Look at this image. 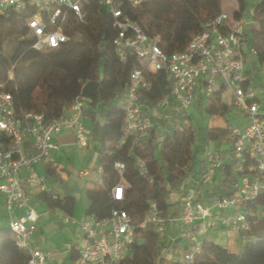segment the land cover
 <instances>
[{"label":"built area","instance_id":"1","mask_svg":"<svg viewBox=\"0 0 264 264\" xmlns=\"http://www.w3.org/2000/svg\"><path fill=\"white\" fill-rule=\"evenodd\" d=\"M84 1L0 0V14L7 9L23 13L33 38L31 46L44 50L69 40V22L85 19ZM143 1L99 0L112 18L115 29L112 44L118 58L123 60L129 53L143 65L130 72L129 82L121 93L122 136L113 145L132 138L129 142L132 147L133 142L147 136L153 126L152 118L144 112L139 99L140 93L151 86L145 72L164 70L169 80L167 97L153 107L156 119L174 118V113L163 112L170 104L176 106V112L183 110V114L188 115L190 104L205 100L217 90L227 91L233 105L247 118L243 127L228 126L230 149L205 151L206 170L201 181L193 180L192 185L183 188L180 216L183 228L179 240L185 249L184 259L190 261L201 250L204 235L217 224L238 233L242 244L249 238L250 223L244 206L255 203L258 196L264 194V101L258 94L264 92V87L254 83L245 64L249 55L257 70L264 74V60L258 61L257 49L250 42L251 20L244 21V15L239 19L229 18L224 12L203 21L202 29L191 36L183 50L165 52L159 45V35L147 34L122 7L124 4L136 7ZM90 105V98L79 94L67 108L68 112L56 118L40 111L17 110L12 93L0 82V206L3 209L0 225L4 217L15 246L26 255V264H49L52 259L50 251L33 243L38 212L30 203L29 188L46 190L45 177L38 174L34 166L44 159H52V152L59 146L56 139L64 132H72L79 147L88 146L82 115L84 108ZM184 125L190 126L188 118ZM223 160L232 162L235 174L227 193L205 201L197 199L198 191L211 182ZM136 163L142 173L146 171L141 158L137 157ZM113 167L121 177L124 163L115 161ZM22 168L27 169L25 176L20 175ZM100 171L101 167L97 166V172ZM88 173V168H81L77 175L82 179ZM110 194L115 200L123 199L121 180L110 188ZM253 214L257 218L264 217V208H255ZM147 221L155 224L159 234H165L166 222L158 216L154 203H151ZM144 224L143 221L138 227ZM80 226L82 236L74 264H119L134 242L137 228L128 212L120 208L112 209L102 219L85 216Z\"/></svg>","mask_w":264,"mask_h":264},{"label":"trees","instance_id":"2","mask_svg":"<svg viewBox=\"0 0 264 264\" xmlns=\"http://www.w3.org/2000/svg\"><path fill=\"white\" fill-rule=\"evenodd\" d=\"M221 0H144L136 7H122L130 19L136 21L149 35H159V45L165 52L183 50L191 36L202 29V22L221 12ZM233 18L239 19L248 9V0H236ZM83 22L70 21L67 25L69 40L58 47L37 50L24 22V14L7 9L0 14V82L12 93L19 109L43 112L47 117L61 116L79 94L90 98L91 105L83 110V119L91 122L90 135L98 145L97 164L101 167L96 183L82 187L84 215L95 219L107 217L114 208L124 209L137 225L134 242L119 264H264V217L257 218L255 208H264V194L253 204L244 206L250 223L249 236L238 252L230 251L215 240L204 239L201 250L188 261L185 249L155 230L147 221L151 203L166 223L178 216L172 210L170 194L183 190L188 179L201 181L206 170L202 156L209 142L229 136L228 127H206L198 137L191 126H170L160 129L163 119H155L149 134L113 145L120 140L123 110L120 96L129 82L133 69L143 65L135 55L127 54L121 60L115 53L112 39L115 29L107 8L99 0L83 2ZM249 35L257 49L258 61L264 60V0H254ZM13 37V40L10 38ZM257 68L255 67L254 70ZM151 86L140 93L144 112L167 97L169 80L164 70L145 72ZM251 76V74H249ZM222 90L206 96L204 111L207 114H224L226 105L221 102ZM199 104L201 99L198 100ZM172 103L173 100L170 99ZM173 104H170V106ZM184 122L190 115L175 114ZM141 158L146 171L141 172L136 158ZM115 161L124 163L122 176L113 167ZM57 165L44 166V176L53 183L63 185ZM219 184L209 196L227 193L235 174L232 162L219 170ZM121 180L124 184L122 200L111 197L110 188ZM201 193H198L200 199ZM39 202L48 210H60L73 215L76 198L72 190L64 188L61 195L53 196L50 190L38 192ZM181 199V198H180ZM182 213V212H181ZM145 222L144 226L138 224ZM178 239L175 243H178ZM183 246V245H182ZM173 249V257L164 255ZM177 249V250H176ZM26 264V255L14 244L7 224L0 225V262Z\"/></svg>","mask_w":264,"mask_h":264},{"label":"crops","instance_id":"3","mask_svg":"<svg viewBox=\"0 0 264 264\" xmlns=\"http://www.w3.org/2000/svg\"><path fill=\"white\" fill-rule=\"evenodd\" d=\"M254 67H255L254 61L252 60V58L249 55H247L245 68L247 71L250 72L251 75L253 73ZM145 107L146 106L143 105L144 109H145ZM165 110L167 112L175 113L176 112V106L171 105L170 107L163 109V112ZM67 112H68V109H66L64 111V113H67ZM146 113L148 116H150L152 118V120L154 122V120L156 118L154 117L155 112L153 111V107L150 108V110H148ZM176 114H179V112H176ZM84 120L85 119H83V122H84ZM84 125H85V122H84ZM85 127H86V130L88 132V135H87L88 146L85 149L79 147L76 144L75 137H74L72 132H64L59 138L56 139L59 146L56 150H54L52 152V159L51 160L44 159L41 162L37 163V164H40V166H41L40 171L38 172V170H36V169L35 170L37 171L38 174L43 175V176H44V173H43L44 166L47 164V162L54 164V165H57L56 171L59 174L60 182L63 185L53 183L49 178H46L44 176L45 177L46 190H50L51 193L55 196L61 195L64 188L72 190L73 194L75 195L76 185L72 184L69 181L70 180L69 179L70 174L62 162L66 158H68V155H70V153L73 154V151L75 150L76 147L81 149V151L92 152L94 158H96L95 169L97 172L98 145L95 142H93L91 139V135H90L91 122L89 124V127L86 125H85ZM214 148L219 149V147H217L216 145ZM206 150H209V148L205 147L204 152L202 153L203 157H204V153ZM27 153L30 154L31 152L28 151ZM227 162H228V160H223L222 165H224ZM36 165L34 166V168H36ZM81 168H86V167L80 166L78 168V170ZM220 168H218L215 171V174H214L211 182L207 186L200 188V190L198 191V193L202 194L200 197V200L205 201V200H208L209 198H211L208 193H209V191H211L214 187H216L219 184V179H220L219 170H220ZM78 170L76 171L75 176L79 180H84L85 177L89 174L88 173L84 178L80 179L77 175ZM26 174H27V169L22 168L20 175L25 176ZM98 174L99 173L97 172V177H98ZM193 180L194 179H188L185 182L184 187L192 185ZM85 186H88V185H85ZM29 191H30V203L38 212L37 229H36V232L33 236V243L36 246H38L39 248H41L42 250H47V251H50L52 253V259L50 260L49 264H74L73 260L77 256V246L79 245V242H80L81 236H82V230H81L80 222L85 217V215H84V202L82 200L77 201V199H76V204H75L73 215L66 216L60 210H48V209H46L39 202V200L37 198V194H38V192L43 191V190H40L37 187H30ZM182 191L183 190L174 191L170 194V200L172 202H174V205L172 206V210H178L180 213L178 214V216L171 218L170 221L168 223H166V230H165V234H164V237L171 241V246L177 245L179 248L182 247V240H179V235H180V232L182 231V228H183L182 223L180 221V216H181V212H182V200L180 198L182 195ZM198 193H197V198H198ZM75 198H76V196H75ZM43 208H45L47 210V212L41 211V209L43 210ZM17 213H20V211H17ZM0 215H3V209L1 206H0ZM66 218H67V220H66ZM2 220H3L2 224H4L5 218L2 217ZM222 225H224V224H222ZM225 227L228 228L226 225H225ZM237 235L240 239V236L238 233H237ZM204 238L214 240L207 233L204 235ZM177 239L179 241H178V243H175V241ZM222 240H224L223 244H224L225 248L228 249V248H232L234 246V243L231 239H229V238L224 239L223 238ZM239 245L242 246L241 240L239 242ZM173 252H174L173 249L170 248L168 255H171L173 257L174 256V255H172Z\"/></svg>","mask_w":264,"mask_h":264},{"label":"rangeland","instance_id":"4","mask_svg":"<svg viewBox=\"0 0 264 264\" xmlns=\"http://www.w3.org/2000/svg\"><path fill=\"white\" fill-rule=\"evenodd\" d=\"M253 3L254 0H248V9L245 13L243 20L249 21V15L253 11ZM238 7L236 0H221L220 1V8L221 12L226 13L229 18H233V11L236 10ZM10 40H13V37L10 38ZM252 77L254 80V83L256 85H260L261 87H264V74L260 73L257 69L253 70ZM264 91V90H262ZM259 99L261 101H264V92H259ZM221 102L226 105V111L224 114L219 113H213V114H207L204 110L205 106V100H202L200 104L199 101H195L192 104L189 105L187 108L188 113L190 114V126L195 128L198 137H200L206 127H228L230 125H234L237 127H243L247 123V118L243 114V112L236 106L233 105L231 96L227 91H222L221 93ZM143 105V104H142ZM183 113V110L179 112V115ZM85 125L89 127L90 121L88 119L84 120ZM184 122L181 121L180 118L174 117L168 121H165V124L160 127L161 130L166 131L169 130L170 126H182ZM219 147L220 151L224 152L230 149L231 143L228 141L226 137H220L215 141L209 142V144L206 146L209 149H212L215 147ZM63 165L67 169V171L70 174L69 181L72 184L76 185V192L75 196L77 201L82 200L85 201L84 193L82 191V187L85 185H92L97 184V172H96V158H94L92 152L89 151H81L78 147L75 148L73 151V154L70 153L68 155V158H66L63 162ZM86 167L89 170V174L85 177L84 180H79L75 173L78 170V168ZM40 164L36 165V170L38 172L40 171ZM203 201V200H202ZM41 211L47 212L45 208ZM207 234H209L212 239H214L216 242L224 246V240L223 238H229L233 241L234 246L232 248H228L230 251L238 252L241 249V245H239L240 239L235 231H232L225 227V225H218L214 228H211L208 230ZM169 250H166L164 255L168 258L172 257L171 255H168ZM168 255V256H167ZM173 255V254H172ZM0 264H9L8 261L2 260Z\"/></svg>","mask_w":264,"mask_h":264}]
</instances>
